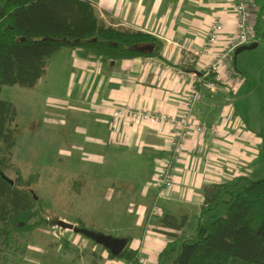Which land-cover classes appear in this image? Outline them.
Instances as JSON below:
<instances>
[{"label": "crops", "instance_id": "1", "mask_svg": "<svg viewBox=\"0 0 264 264\" xmlns=\"http://www.w3.org/2000/svg\"><path fill=\"white\" fill-rule=\"evenodd\" d=\"M87 1L108 24L158 39L162 43L159 57L110 61L86 55L78 48L62 47L48 59L45 73L35 86L19 90L24 99L21 107L41 117L43 144H55L52 160L64 168L79 163L75 172L81 179L75 184L79 194L85 186L83 180H95L99 187L91 189L100 190L99 202L103 205L97 210L133 214L122 231L110 238L124 240L145 259V264H170L175 252L160 253L167 244L173 242L176 248L192 237V231H186L187 222L189 216L200 215L203 183H221L235 176L250 178L255 172L253 164L262 154L264 137L245 126L234 105L227 102L228 94L218 88L205 93L191 109L205 130L189 133L183 160L174 172L173 187L158 198L152 185L159 162L170 153L169 121L179 115L189 89L191 68L186 56L199 48L213 20H222L231 30L230 0ZM257 15L258 23L263 20L262 7ZM7 101L13 103L18 115L17 104ZM121 105L163 115L166 121L116 118L112 109ZM16 144L17 137L12 162L19 167ZM133 163L143 165L142 171H127ZM153 204L161 206L157 217L149 215ZM164 215L171 218L162 220ZM76 218L73 222L88 230L93 225ZM82 235L72 242L69 236H61L62 251L46 255L62 259L69 256L71 264H128L122 258L109 257L106 248ZM28 259L37 258L28 255Z\"/></svg>", "mask_w": 264, "mask_h": 264}, {"label": "trees", "instance_id": "2", "mask_svg": "<svg viewBox=\"0 0 264 264\" xmlns=\"http://www.w3.org/2000/svg\"><path fill=\"white\" fill-rule=\"evenodd\" d=\"M147 44L153 46L151 52L138 50ZM62 47L116 61L159 57L162 43L148 33L108 24L87 0H0V89H32L48 59ZM16 119L13 103L0 98V264L10 261V254H23L27 237L46 223L40 217V202L28 189L38 172L24 178L12 162ZM7 169L15 172L14 180L4 175ZM202 194L195 234L180 243L170 264H264V174L257 180L235 176L204 184ZM221 205H227L224 215L218 212ZM171 244L160 255L169 253ZM107 252L111 258L139 264L137 251L127 243L116 256Z\"/></svg>", "mask_w": 264, "mask_h": 264}, {"label": "rangeland", "instance_id": "3", "mask_svg": "<svg viewBox=\"0 0 264 264\" xmlns=\"http://www.w3.org/2000/svg\"><path fill=\"white\" fill-rule=\"evenodd\" d=\"M255 1L258 7L263 6L264 0ZM257 27L260 35L254 43L251 42L253 46L238 51L232 56L234 68L242 78V83L235 93L227 95L229 99L227 102L234 105L235 112L242 118L246 127L257 133H261L264 137V15L263 20L261 19L260 22L257 23ZM19 90L29 89L19 86L2 85L0 89V98L3 100H12L18 106V115L16 119L17 144L14 149L17 156L16 163L20 167L21 174L24 178H27L31 172H38L37 180L30 184L28 189L34 196V201L40 202L37 204L40 208V217L45 219L46 223L33 230L27 237L24 253L20 254L17 252L15 255L10 254V261H7L5 264H71L69 256L63 257L62 259L60 257L50 258L46 255L47 253H59L64 247V240L54 234V231L63 230L55 226V221L57 219L75 223L73 221L77 219L76 217H81L85 219L87 223H93L92 226H88L89 230L109 237H115L118 235L117 233H119V231H122L121 229L126 219L132 218L133 214L125 213V210H97V207L102 208L103 205H100L99 202L101 197L99 195L100 190H97L98 188L95 191L91 189L93 186H98V182L96 183L95 180L89 178L83 180L82 182L85 184L83 187L84 189L81 194L78 193L75 184L78 181L81 182V179L75 176L77 175L75 172L79 171L76 167L79 163L65 165L66 168H64L62 163L58 164L55 160H52L54 158L53 154L56 151L55 144L52 142L47 145L43 144L42 132L44 128L40 122L41 117L35 116L21 107V104L24 105V99L20 97ZM189 132L192 131L188 130V133ZM185 138L183 143L184 149H182L181 156L179 157L180 162L174 163L175 171L177 169V164L181 163L183 160L189 135H186ZM168 148V150L171 151L169 141ZM261 152V156L253 164L255 172L249 176L251 180H257L264 174V151L261 150ZM142 166L141 164L133 163L131 165L132 168L128 167L127 171L130 173L133 171L138 173V171H142ZM3 173L11 181L16 178V174L12 169L4 170ZM174 178L173 173L172 185L166 191L163 190L162 193L158 192V198L165 195V193L173 187ZM227 180L229 179L227 178ZM227 180L225 179V181ZM79 195L85 199L83 202L80 200L81 197H79ZM159 207L161 208L160 205L153 204L149 210V215L152 217L159 216L161 214ZM226 208L227 205H221L218 211L219 214L224 215ZM153 209L157 210L156 214L152 213ZM203 217V219L206 218V216ZM198 218L199 214L191 215L187 222L186 231H192V237L195 234L194 231ZM77 227H79V224ZM190 231L187 232V236L191 235ZM81 235H79L78 232L68 229H64L62 233V236H69L71 242L73 238L76 236L79 238ZM192 237H187L185 241H190ZM72 246L75 245L72 244ZM47 247L49 249H47ZM178 247H172L171 249L172 252H175V255L178 253ZM28 255L37 258L38 261L37 259L29 260ZM138 256H140L139 253Z\"/></svg>", "mask_w": 264, "mask_h": 264}, {"label": "built area", "instance_id": "4", "mask_svg": "<svg viewBox=\"0 0 264 264\" xmlns=\"http://www.w3.org/2000/svg\"><path fill=\"white\" fill-rule=\"evenodd\" d=\"M230 8L231 30L226 28L222 20H213L206 28L199 48L186 56V64L191 68L189 89L183 97L179 115L169 121L173 128L169 139L171 151L159 162L152 179V185L159 193L166 191L172 185L174 163L180 162L179 157L184 149L185 137L190 133L188 130L195 133H202L205 130L191 114L194 104L199 102L205 93H212L218 88H223L227 94H232L242 83V78L234 68L232 56L239 47L258 39L256 23L259 7L255 0H230ZM112 111L116 118L134 122L166 121L163 115L156 116L148 111L132 109L128 105L115 107ZM152 213L156 214L157 210L153 209ZM73 224L78 226L77 223ZM63 231L64 229L54 231V234L61 237ZM137 261L139 264H144V259L140 256H137Z\"/></svg>", "mask_w": 264, "mask_h": 264}, {"label": "water", "instance_id": "5", "mask_svg": "<svg viewBox=\"0 0 264 264\" xmlns=\"http://www.w3.org/2000/svg\"><path fill=\"white\" fill-rule=\"evenodd\" d=\"M253 43H251L250 45H243V46L239 47L235 51V53H237L238 51H241L245 48L252 47ZM138 50L151 52L153 50V46L150 44L141 45V46H138ZM55 224L62 229H69V230H73L74 232H78V233L83 234L84 236L93 240L95 243H97V244L103 246L104 248H106L107 250H109L110 253L114 256L118 255L123 250V248L125 246V241L122 239L110 238L106 235H102V234L93 232V231L88 230L86 228H79V227L75 226L73 223L66 222L62 219H57L55 221Z\"/></svg>", "mask_w": 264, "mask_h": 264}]
</instances>
